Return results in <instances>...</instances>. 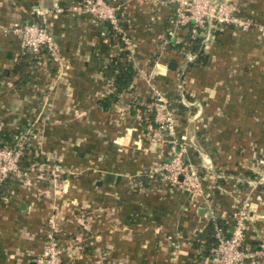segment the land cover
<instances>
[{"label":"crops","instance_id":"0c3cea01","mask_svg":"<svg viewBox=\"0 0 264 264\" xmlns=\"http://www.w3.org/2000/svg\"><path fill=\"white\" fill-rule=\"evenodd\" d=\"M105 1L136 72L108 109L105 71L121 49L107 24L82 0H0V145L28 139L21 175L0 187V264L36 263L53 215L76 249L64 264H216L217 232L231 234L242 201L254 255L245 264H264V0H233L258 26H218L204 43L177 25L169 0ZM44 20L57 58L30 56L11 31ZM194 39L207 62L188 70ZM153 87L183 109L175 136L157 144ZM173 142L200 192L150 177ZM107 174L120 181L99 185Z\"/></svg>","mask_w":264,"mask_h":264},{"label":"built area","instance_id":"2783aa9c","mask_svg":"<svg viewBox=\"0 0 264 264\" xmlns=\"http://www.w3.org/2000/svg\"><path fill=\"white\" fill-rule=\"evenodd\" d=\"M175 6L176 23L181 28H188L194 38L206 40V35H211L218 26H231L238 30L248 32L257 23L246 20L240 14L239 7L233 0H169ZM81 10L93 14L107 24L115 35L120 36L122 43L130 53L132 42L126 35L118 15L117 8L105 0H82ZM57 13L63 11L56 8ZM261 31L263 28H259ZM13 34L18 35L22 47L30 56H38L46 51L57 58V46L54 36L49 31L44 20L42 24L32 23L14 27ZM5 32H8L5 30ZM196 56H194V60ZM153 122L155 128L151 129V141L154 144L162 142L166 135L175 136L176 114L171 108V101L163 95L156 87L152 88ZM28 139L23 137L22 141L14 148L0 145V187L9 178L21 175L20 163L27 150ZM167 160L159 162L156 166L153 178L158 175L167 184L178 187L183 186L191 191H198L202 187L200 177L184 161L185 150H178L175 143L167 152ZM54 174H60L61 168L54 167ZM55 182V180H54ZM249 202L238 203L235 211L233 230L230 235L218 230V244L214 254L216 264H245L254 258L251 250L246 247V236L249 220ZM49 232L47 242L42 253L36 260V264H64L76 257L74 246L63 245L67 234L63 232L58 218L51 216L48 219ZM68 249L71 250L68 253Z\"/></svg>","mask_w":264,"mask_h":264},{"label":"trees","instance_id":"16d2710c","mask_svg":"<svg viewBox=\"0 0 264 264\" xmlns=\"http://www.w3.org/2000/svg\"><path fill=\"white\" fill-rule=\"evenodd\" d=\"M115 36H116V41L120 46L121 52L105 71V76L108 79L112 80L114 85L113 94H111L105 100L102 101V105L105 109H108L110 106L115 104L120 98V95L130 89L133 79L136 76V72L134 70L133 64L129 59L130 58L129 51L125 48L124 44L121 41L120 36L118 35ZM192 43L193 46L191 51L196 53L197 57L193 61V63L189 64L188 70H190L193 67H202L207 62V57L204 56L203 51L201 50V40L194 39ZM172 109L174 108L172 107ZM175 113L177 114L183 113V109L181 107H177ZM215 223L218 224L217 222ZM213 229H214V223L210 224L208 227V232L210 235L214 234Z\"/></svg>","mask_w":264,"mask_h":264},{"label":"water","instance_id":"95a60500","mask_svg":"<svg viewBox=\"0 0 264 264\" xmlns=\"http://www.w3.org/2000/svg\"><path fill=\"white\" fill-rule=\"evenodd\" d=\"M170 69H174V66H171ZM117 182V181H120V177H116L115 175L113 174H107L105 177H104V180L100 181L98 184L99 185H102V184H109L111 182ZM33 264H36V263H33Z\"/></svg>","mask_w":264,"mask_h":264},{"label":"rangeland","instance_id":"374dc122","mask_svg":"<svg viewBox=\"0 0 264 264\" xmlns=\"http://www.w3.org/2000/svg\"><path fill=\"white\" fill-rule=\"evenodd\" d=\"M246 20H249V19H246ZM249 21H251V20H249ZM251 22H253V21H251Z\"/></svg>","mask_w":264,"mask_h":264}]
</instances>
